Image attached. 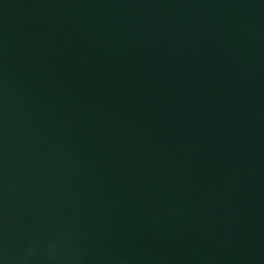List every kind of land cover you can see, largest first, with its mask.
I'll return each mask as SVG.
<instances>
[{
  "label": "water",
  "instance_id": "1",
  "mask_svg": "<svg viewBox=\"0 0 264 264\" xmlns=\"http://www.w3.org/2000/svg\"><path fill=\"white\" fill-rule=\"evenodd\" d=\"M0 264H264V0H0Z\"/></svg>",
  "mask_w": 264,
  "mask_h": 264
}]
</instances>
